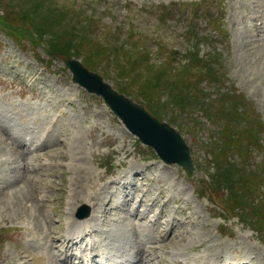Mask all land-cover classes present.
<instances>
[{
  "label": "rangeland",
  "instance_id": "rangeland-1",
  "mask_svg": "<svg viewBox=\"0 0 264 264\" xmlns=\"http://www.w3.org/2000/svg\"><path fill=\"white\" fill-rule=\"evenodd\" d=\"M263 4L0 0V264H80L88 244L69 247L68 232L86 205L97 223L90 237L99 244L95 252L104 250L118 260L134 254L144 259L165 237L152 254L153 264H212L217 258L247 264L249 256L253 264H264V212L242 210L252 198L264 209V139L256 125L263 126L264 135ZM194 44L200 57L214 48L223 55L221 78L202 82L208 92L198 95L203 111L195 109L197 117L175 93L178 54ZM130 53L135 65L123 58ZM69 59L176 129L190 148L193 174L163 163L101 97L74 83L65 64ZM200 77L190 80V93L201 86L194 83ZM166 92L181 105L172 108ZM183 96L193 102L196 94ZM56 113L64 117L49 116ZM48 121L51 127L43 129ZM12 135L22 141L30 136V142L45 139L47 145L34 157L23 152L29 145ZM137 186L150 187L154 198L161 194L156 210L172 200L155 227L144 212L138 215L141 204L132 209L135 195L142 193ZM34 236H44L46 250L35 247ZM217 248V255L210 254Z\"/></svg>",
  "mask_w": 264,
  "mask_h": 264
},
{
  "label": "water",
  "instance_id": "water-1",
  "mask_svg": "<svg viewBox=\"0 0 264 264\" xmlns=\"http://www.w3.org/2000/svg\"><path fill=\"white\" fill-rule=\"evenodd\" d=\"M66 65L74 74L75 82L88 92L102 96L128 130L143 144L152 147L165 163H177L189 173L193 172L190 148L180 133L151 116L140 104L116 92L100 75L86 69L80 61L69 59Z\"/></svg>",
  "mask_w": 264,
  "mask_h": 264
},
{
  "label": "trees",
  "instance_id": "trees-1",
  "mask_svg": "<svg viewBox=\"0 0 264 264\" xmlns=\"http://www.w3.org/2000/svg\"><path fill=\"white\" fill-rule=\"evenodd\" d=\"M164 8L166 10L167 7L165 6ZM167 12H172V10L171 11L169 10ZM98 51L99 50L94 51L93 54H95ZM104 54H107V52L102 53L101 55H104ZM178 55H179V58H182V61L178 63V64H180V67L178 68V74L176 76L178 77V88L179 89L175 88V93L177 96L181 97V99H182V101H184V103H186V109H188L190 113L195 114V116L197 117L198 115H196L195 109L198 112L203 111L202 110V103L198 100V97H199L198 95L208 92V89L205 90V88L202 87L205 85V84H202V82L204 81V79L221 78V76L219 75L220 74L219 66L222 65L223 55L220 54L219 52H217V49L214 48L212 50V52L210 54H208L206 57H200V48H199L198 44H194V45L189 46L185 52V55L181 54V52ZM218 55H221V56H218ZM135 56H136V54H135ZM123 58L125 59V62L129 60V61H133L132 63L134 65L136 64V59L134 58L133 53L125 55ZM200 69H201V71H200ZM198 76H201L200 79L194 83L197 85H201V86H198V90L195 93H190V90H189L190 80H193V79L197 78ZM192 94H196L195 100L193 102L191 100V97H189V96L184 97L183 96V95H192ZM167 95L170 99L173 100L172 102H169V103H172V108L181 105V101L180 102L178 100L175 101L177 96H173L172 94L169 95V93H167ZM197 107H199V108H197ZM256 125H257V129H258L259 134L261 136H263V139H264L263 126H260L258 123H256ZM250 133H252V132L250 131ZM252 136H254L253 133H252ZM241 138L243 139V137H241ZM246 142H247V146L250 147L249 139H247ZM211 150L214 153L212 148H211ZM246 151H248V150H246ZM236 179L237 178H234V180H236ZM240 179H241V176L239 177V180ZM229 186L232 188V190H235V188L232 186L231 183ZM242 210H244V211L245 210L259 211L260 213L264 212V209L261 207V205L258 202L257 203L255 202L254 198H252L249 201H246V206L243 207ZM243 219H245V218H243ZM248 220L255 222V220H253V219H248Z\"/></svg>",
  "mask_w": 264,
  "mask_h": 264
},
{
  "label": "bare ground",
  "instance_id": "bare-ground-1",
  "mask_svg": "<svg viewBox=\"0 0 264 264\" xmlns=\"http://www.w3.org/2000/svg\"><path fill=\"white\" fill-rule=\"evenodd\" d=\"M264 5V4H263ZM59 105V104H58ZM53 118V117H52ZM53 120L54 121H56L54 118H53ZM57 124H58V122H57ZM53 131V130H52ZM43 133V132H42ZM47 133H48V131H47ZM61 134V133H60ZM16 137V136H15ZM17 139V138H16ZM75 144V143H74ZM91 151V150H90ZM14 153H15V151H14ZM40 183V182H39ZM79 183V182H78ZM124 187V186H123ZM125 188V187H124ZM37 189V188H36ZM127 189V188H126ZM96 190V189H95ZM33 191V190H32ZM99 191V190H98ZM135 192V191H134ZM27 193H29V192H27ZM101 193V192H100ZM31 194V193H30ZM35 195V194H34ZM102 195V194H101ZM106 195V194H105ZM36 196V195H35ZM128 196V195H127ZM102 197V196H101ZM101 197L100 198H96L97 200H99V201H101L102 203H100V202H97V204H99L100 206H99V209H101L102 210V206H104V202L102 201V199H101ZM103 198V197H102ZM113 198V197H112ZM105 202H107V201H105ZM112 202V201H111ZM110 202V203H111ZM130 203V202H129ZM96 204V205H97ZM43 205V204H42ZM111 205V204H110ZM87 206V205H86ZM134 207L132 206V209H133ZM138 208V207H137ZM72 211V210H71ZM129 211V210H128ZM142 213V212H141ZM72 216V215H71ZM94 218V214L92 213L91 215H90V217L89 218H85V219H75V220H72V221H74V222H71V223H69L70 225H73L74 227H71L70 229H69V232H68V238H69V240H68V242H69V247H71V248H73V247H76L77 245H81V244H88V246H90L89 248H87V252L89 253V254H93V251H94V249H95V247L97 246V242H95V240L92 238H90V237H94L95 235H94V233H93V231H91V229L92 228H96L97 227V223H92L91 222V220ZM69 219V218H68ZM71 219H72V217H71ZM144 219V218H143ZM53 221V220H52ZM128 224V223H127ZM99 225H101V224H99ZM98 225V226H99ZM173 229V228H172ZM96 230H98V229H96ZM180 231V230H179ZM178 231V232H179ZM53 236V235H52ZM178 236V235H177ZM180 236V235H179ZM138 237V236H137ZM182 237V236H181ZM176 237L173 235L172 237H171V239H170V243L172 242V241H174V239H175ZM160 239V238H159ZM144 241V240H143ZM159 241H161V242H159L160 244H159V246H157L156 245V247H151V248H148L149 249V251H146L145 249H147V248H145V249H143V252L144 251H146L143 255H142V257L145 259V260H148V262L150 263V264H153V258H152V254L156 251V250H158V247H160V246H163L165 243H166V241H165V239H160ZM211 241V240H210ZM57 243V242H56ZM177 243V242H176ZM179 243V242H178ZM192 243V242H191ZM152 244V243H151ZM197 244V243H196ZM54 245H55V243H54ZM57 245V244H56ZM147 245V244H146ZM177 245V244H176ZM192 245V244H191ZM58 246V245H57ZM59 246H61V245H59ZM138 246V245H137ZM219 246V245H218ZM49 247V246H48ZM216 247V246H215ZM60 248V247H59ZM163 248V247H162ZM164 249V248H163ZM103 250V249H102ZM182 249H180V251H181ZM104 251V250H103ZM136 251H137V249H136ZM162 251V250H161ZM172 251V250H171ZM217 251H218V248L217 249H214V250H212L211 251V253L210 254H216L217 253ZM223 251V250H222ZM139 252V251H138ZM142 252V251H141ZM142 252V253H143ZM158 252V251H157ZM164 252V251H163ZM166 252V251H165ZM137 253V252H136ZM174 253H176V254H180V252H179V250L177 251H174ZM182 253V252H181ZM185 253V252H184ZM19 254V253H18ZM64 254V253H63ZM165 254V253H164ZM174 255V254H173ZM217 255V254H216ZM222 255V254H221ZM130 256H131V254H130ZM134 256H135V254H134ZM138 256H139V254H138ZM19 257V256H18ZM129 257V256H128ZM133 256H131L129 259H133L132 258ZM141 257V258H142ZM75 259V258H74ZM144 259H138L137 260V263H143L144 262ZM196 259V258H195ZM194 260V259H193ZM252 257L251 256H249V261H247V264H253L252 263ZM72 261V260H71ZM82 261V260H81ZM109 261L111 262V263H114V264H119V261L116 259V258H114V259H112V260H110L109 259ZM223 260H222V258H217V259H215L214 260V262L212 263V264H224L223 262H222ZM15 262V261H14ZM136 262V261H135ZM181 262L182 261H179L178 262V264H181ZM188 262V261H187ZM186 262V263H187ZM175 263V262H174ZM177 263V262H176ZM190 263V262H189ZM22 264V263H21ZM60 264H62V263H60ZM167 264V263H166ZM172 264V263H171ZM211 264V263H210Z\"/></svg>",
  "mask_w": 264,
  "mask_h": 264
}]
</instances>
